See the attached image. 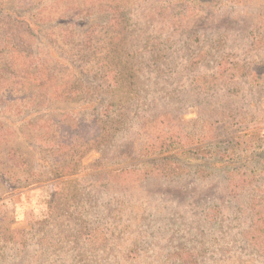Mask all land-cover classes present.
I'll use <instances>...</instances> for the list:
<instances>
[{
	"label": "rangeland",
	"instance_id": "374dc122",
	"mask_svg": "<svg viewBox=\"0 0 264 264\" xmlns=\"http://www.w3.org/2000/svg\"><path fill=\"white\" fill-rule=\"evenodd\" d=\"M8 1L0 264H264V0Z\"/></svg>",
	"mask_w": 264,
	"mask_h": 264
},
{
	"label": "trees",
	"instance_id": "16d2710c",
	"mask_svg": "<svg viewBox=\"0 0 264 264\" xmlns=\"http://www.w3.org/2000/svg\"><path fill=\"white\" fill-rule=\"evenodd\" d=\"M98 8L101 9L100 6ZM19 9L14 10L12 4H10L8 0H6L4 4H0V26L3 28V30L0 29V31L2 33V36L9 41H11L13 38H15V40H14L15 45L10 48V50L12 51L10 53V55H15L16 51L21 52L22 49L26 50V47L23 46L22 43H25V40L28 36H29V39L32 40L33 37L36 36L35 34L32 33V30H38L39 29V27H37L38 24L34 20H32L31 17L22 18V16L19 15ZM110 10H111V8H110ZM113 12L115 13V16H116L115 21H118L120 18V16L118 15L119 14L118 8H113ZM88 24L90 25V22ZM90 28H92V27L89 26V31L87 32V35L89 36L88 39H91ZM87 40H85V43L87 42ZM87 45H88V47H90L91 46L90 42H87ZM84 46H85V44H84ZM65 64L68 65L67 62H65ZM47 69L48 68L45 66L44 62L40 63L39 73L42 74V78L36 79V81L41 82V84H43V85L50 84L51 80H52V75L50 74L49 70H48V72H46ZM0 74H1V77H0V89H1V87L4 83L3 75L5 74V71L3 68H0ZM28 74H35V73H28ZM19 75L20 74L14 73L11 76V78L8 79L9 81H8V84L6 85V88L8 87L10 89V91L13 92L16 87L24 84L26 81L25 77H18ZM77 79H79L81 81L83 79L82 74H77ZM3 94H4V92H3ZM2 98H3V96L0 99H2ZM102 113H103V115H105L106 119H109L108 118L109 112H108L107 106H105V110ZM6 124H8L7 120H5V125ZM107 124H108V121H106V120L101 121L100 119H98L96 117L95 121H94V126H97L96 132L94 135L95 138L94 137L90 138V139L86 140L85 143L87 144V143H90L91 141H93V144H95L96 141L98 142L100 139L106 138V134L108 131L107 127H106ZM5 125L0 123V137H5L4 135H6L7 132H10V130L7 129L5 127ZM111 127H108V129H110ZM158 142H159L160 146L155 149L156 141H153L150 145V150L147 149V151L145 152V155L151 157L153 149L161 151V150H163V148L167 147L166 145L169 146L172 143V142H170V144H167L166 139H163L161 142L160 141H158ZM176 156H175V158H176ZM210 158L214 161V163H216L215 158H213V156H211ZM174 160H175L174 157H169L168 159L159 161V163H162V166H165L167 168H169L170 166H173V165L181 167V165H179V163L177 161L174 162ZM187 161H191L193 163H200L201 162L197 158L196 159L188 158ZM217 163H220V162H217ZM176 257H178V256H176ZM185 257L190 260L189 262L193 263V259L191 256L185 255ZM177 260L181 261V264H183L182 262H186V260H181L180 256L177 258Z\"/></svg>",
	"mask_w": 264,
	"mask_h": 264
}]
</instances>
